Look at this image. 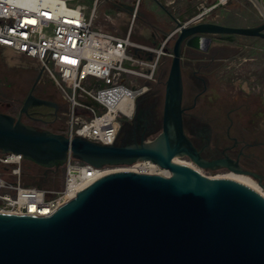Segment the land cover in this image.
<instances>
[{"label": "water", "instance_id": "1", "mask_svg": "<svg viewBox=\"0 0 264 264\" xmlns=\"http://www.w3.org/2000/svg\"><path fill=\"white\" fill-rule=\"evenodd\" d=\"M178 24L162 132L154 141L125 146L70 139L0 112V150L40 166L57 170L71 152L95 167L147 159L172 172L106 175L47 216L0 213V264H264V196L236 180L203 178L173 161L186 154L202 168L217 163L201 157L184 129V44L208 50L210 35L264 38V23ZM39 105L55 104L31 93L21 113ZM233 170L262 182L249 170Z\"/></svg>", "mask_w": 264, "mask_h": 264}, {"label": "built area", "instance_id": "2", "mask_svg": "<svg viewBox=\"0 0 264 264\" xmlns=\"http://www.w3.org/2000/svg\"><path fill=\"white\" fill-rule=\"evenodd\" d=\"M99 1L94 0L89 10L70 0H0V48L36 60L53 80L68 106L65 135L110 145L116 143L121 126L134 117L136 103L150 89L149 83L157 81L161 59L173 56L169 42L181 26L177 23L158 45L144 44L133 37L141 0L133 1L123 32L110 27L124 18L122 10L115 16L105 13L106 22H97ZM231 1L197 0L195 14L178 22L183 26L216 22L215 12ZM250 1L264 9L261 0ZM25 160L21 153L0 150V213L51 215L71 200L70 191L89 187L109 169L95 167L70 152L64 164L65 185L38 187L24 183ZM130 166L140 173L166 170L147 159Z\"/></svg>", "mask_w": 264, "mask_h": 264}, {"label": "rangeland", "instance_id": "3", "mask_svg": "<svg viewBox=\"0 0 264 264\" xmlns=\"http://www.w3.org/2000/svg\"><path fill=\"white\" fill-rule=\"evenodd\" d=\"M72 4L82 3L87 5L90 10L94 6V0H70ZM148 0H143L147 3ZM164 2V0H163ZM197 6V0H193ZM142 0L138 12L136 23L140 19ZM113 7L112 0H100L97 6L99 22H106L104 19L105 11L111 13ZM216 22L225 25L253 27L264 23V9L256 6L250 0H232L225 8L215 12ZM128 22V21H126ZM178 22L169 25L172 31ZM111 27V26H110ZM212 41L208 50L203 47H192L187 44L183 46L182 70L183 76L188 87L189 64L199 67L203 65L201 75L206 79V93L199 99H195V94L187 98V104L194 106L192 111L197 116L193 117L195 125L202 127L208 126L207 122L214 119L230 109H240L243 116V123L249 125V130H255L264 138V38L260 36H244L238 34H215L210 35ZM178 34L169 42V48L173 53V46ZM135 40V39H134ZM173 56H164L156 69V82H150V89L136 103L138 105L144 98L159 97L161 99V112L164 109L166 81L170 72ZM42 76L41 86L50 85L51 88L61 96V92L53 80L49 78L40 68L36 60L19 57L7 48H0V112L7 113L18 118L23 106L25 96L28 94L37 75ZM22 83L21 88L15 90L17 83ZM183 80V81H184ZM184 106V105H183ZM31 114L36 118L27 120L33 124L31 126L40 130H50L52 132L64 133L66 126L67 110L55 114L54 108L48 105H39L31 108ZM128 122V121H127ZM125 122V123H127ZM162 132V124L149 136V140H156ZM258 158L248 161L243 170L256 173L264 185V147L258 154ZM182 160H186L180 157ZM31 161L25 160L23 168L24 183L32 186L62 188L65 185L66 169L61 166L58 181H43L45 178L38 179L36 182L32 177ZM130 165H106V168H121ZM2 170V169H1ZM56 170V169H55ZM58 170V169H57ZM207 175L216 176L230 172L228 170H204ZM252 177V175H250ZM37 180V181H38ZM259 183V179H255ZM46 183V184H45ZM260 184V183H259ZM260 184V185H261ZM261 185V186H262ZM264 190V186H262Z\"/></svg>", "mask_w": 264, "mask_h": 264}, {"label": "flooded vegetation", "instance_id": "4", "mask_svg": "<svg viewBox=\"0 0 264 264\" xmlns=\"http://www.w3.org/2000/svg\"><path fill=\"white\" fill-rule=\"evenodd\" d=\"M202 69V64L196 68L190 63L188 87L183 79V105L185 108L183 113L184 129L201 157L206 161L217 162L212 168L201 167L202 169H211L213 171L224 169L232 171L233 168H240L246 162L256 160L259 157L258 154L264 147V138L255 130H249V125L243 123V116L240 114V109H230L225 114L222 113L215 116L214 119L207 122L208 126L199 127L195 125L193 117L197 115L192 112L195 108L192 105L189 106L186 104L187 98L192 95V92L196 93L195 99H199L207 91V87L205 86L206 79L201 75ZM23 82L22 80L20 83H17L15 90L21 88ZM41 83L42 76L38 74L22 104H24L25 100L32 93L39 99L54 103L55 105L51 107L54 108L55 114L62 111L64 107L68 111L67 103L62 96H59L50 85L45 84L41 86ZM32 107L37 106H30L28 111L23 113H21V108L18 118L20 117L22 121L27 120V118L35 120L36 118L32 116L30 111ZM162 122L161 99L159 97L144 98L138 105L134 117L121 126L116 143L118 145L134 146L142 144L143 141H152L148 139L149 136L153 134ZM24 123L27 124V122ZM28 125L33 124L28 123ZM179 157L194 163L192 158L186 154L180 155ZM122 165L129 164L123 163ZM55 171V169L40 166L35 162L31 163V172L37 173L34 179L38 183L41 182L38 180L41 178H45V180L41 179L43 184L44 181H58L56 177L50 175Z\"/></svg>", "mask_w": 264, "mask_h": 264}, {"label": "crops", "instance_id": "5", "mask_svg": "<svg viewBox=\"0 0 264 264\" xmlns=\"http://www.w3.org/2000/svg\"><path fill=\"white\" fill-rule=\"evenodd\" d=\"M134 0H119L113 2L111 11L112 16L122 10L125 12L123 19L110 23L112 29L123 32L127 28L129 14L132 10ZM264 6V0H261ZM196 12L193 0H148L141 6L138 30L134 33V39L148 45H158L161 38L170 32L169 25L175 22H183ZM105 13H107L105 11ZM105 19V18H104ZM234 26V25H232ZM237 26V25H236ZM243 27V26H242ZM174 28V27H173Z\"/></svg>", "mask_w": 264, "mask_h": 264}, {"label": "bare ground", "instance_id": "6", "mask_svg": "<svg viewBox=\"0 0 264 264\" xmlns=\"http://www.w3.org/2000/svg\"><path fill=\"white\" fill-rule=\"evenodd\" d=\"M173 161L187 164L189 167H191L197 174H199L203 178H226V179L236 180V181H239L243 184H246L247 186L253 188L258 193H260L262 196H264V190L262 189V186L253 177H251L249 174H246L243 172H236L235 170H232L230 172H227L226 174H221V175L219 174L216 176H211V175H207L203 171V169L201 167H199L198 165H196L195 163H193L189 160L188 161L182 160V159H180V157L178 155L173 157ZM123 171H135L136 172V167L127 166V167H121V168H110L106 171L105 174L109 175V174H113V173H117V172H123ZM150 173H154V171H150ZM160 174H162L164 176H171L172 172L169 169H166V170H163L162 172H160ZM84 189H85L84 186H80V187L73 189L72 191H70L68 198L73 199L74 197H76V194L78 192H81ZM46 212H49V210H46Z\"/></svg>", "mask_w": 264, "mask_h": 264}, {"label": "trees", "instance_id": "7", "mask_svg": "<svg viewBox=\"0 0 264 264\" xmlns=\"http://www.w3.org/2000/svg\"><path fill=\"white\" fill-rule=\"evenodd\" d=\"M59 173H60V169L56 170L53 174H50V175L56 177V179H57ZM32 175H33L32 177H34L35 175H37V173H32ZM35 177H36V176H35ZM27 185H30V184L27 183Z\"/></svg>", "mask_w": 264, "mask_h": 264}]
</instances>
